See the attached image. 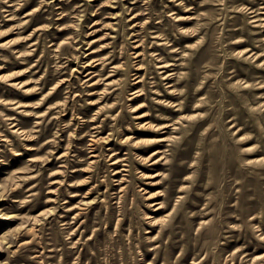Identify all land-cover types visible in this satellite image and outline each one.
<instances>
[{
    "label": "rangeland",
    "instance_id": "374dc122",
    "mask_svg": "<svg viewBox=\"0 0 264 264\" xmlns=\"http://www.w3.org/2000/svg\"><path fill=\"white\" fill-rule=\"evenodd\" d=\"M262 3L0 0V264H264Z\"/></svg>",
    "mask_w": 264,
    "mask_h": 264
},
{
    "label": "bare ground",
    "instance_id": "6f19581e",
    "mask_svg": "<svg viewBox=\"0 0 264 264\" xmlns=\"http://www.w3.org/2000/svg\"><path fill=\"white\" fill-rule=\"evenodd\" d=\"M38 7V6H37ZM252 8V7H251ZM261 9H264V3H262V5L261 6H259L257 9H252L250 12H257V11H259V12H257L258 14L259 13H264V11H261L260 12V10ZM137 15L135 14V15H133V17H136ZM251 17H257V15H252ZM256 20H261V24L262 25H264V17H262V18H255L254 19V21H256ZM250 49V48H249ZM169 64H165L164 66H168ZM91 73V72H90ZM89 73V74H90ZM139 77H141L140 75H137L135 78L136 79H138V80H136V82H140L142 79L141 78H139ZM137 91H140V89H138V90H135L134 91V93L135 92H137ZM141 94H143V92H138V93H136V95H135V97L136 96H139V95H141ZM145 104H143V103H141V104H139L138 106H136L135 107V109H138V107H142V106H144ZM148 115V113H146V112H144V113H141V114H139L137 117H145V116H147ZM146 124H152V122L150 123V121H147V122H145ZM168 125H165V127H167ZM167 138H146V139H144V140H147V141H152L153 143H155V144H160V142L161 141H164V140H166ZM138 142V141H137ZM161 150L160 149H156L155 151H153V153L151 154V155H149V156H147V157H144V156H142L141 155V159H144V160H148V159H150V156H152L151 157V159H153L154 158V155L155 154H157V153H159ZM92 156H94V154H92ZM157 161H159V160H155V162H157ZM114 163H116V162H118V160H114L113 161ZM154 163V162H153ZM116 172H120V170H117ZM144 174H145V172H144ZM151 195V194H150ZM161 207H163V204L160 202V204H159V206L156 208V209H160ZM5 216H7V215H5ZM154 221H156V219H154L153 220V224L155 223ZM147 231H149V230H147ZM258 248H260V247H258ZM257 257H259V256H257ZM147 264H151V262H148Z\"/></svg>",
    "mask_w": 264,
    "mask_h": 264
}]
</instances>
